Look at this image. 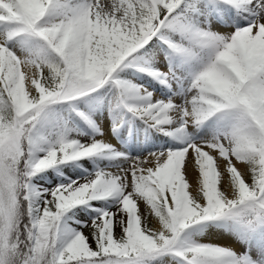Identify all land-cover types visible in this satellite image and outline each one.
Here are the masks:
<instances>
[{
  "label": "snow or ice",
  "instance_id": "1",
  "mask_svg": "<svg viewBox=\"0 0 264 264\" xmlns=\"http://www.w3.org/2000/svg\"><path fill=\"white\" fill-rule=\"evenodd\" d=\"M0 264H264V0H0Z\"/></svg>",
  "mask_w": 264,
  "mask_h": 264
},
{
  "label": "bare ground",
  "instance_id": "2",
  "mask_svg": "<svg viewBox=\"0 0 264 264\" xmlns=\"http://www.w3.org/2000/svg\"><path fill=\"white\" fill-rule=\"evenodd\" d=\"M189 179L191 180L192 177L190 176ZM212 241L215 242V243H219V244H229V245H232L233 247L236 248L237 251L240 250V246L238 244H235L234 241L230 238V237H227V236H215L214 237L212 236Z\"/></svg>",
  "mask_w": 264,
  "mask_h": 264
},
{
  "label": "rangeland",
  "instance_id": "3",
  "mask_svg": "<svg viewBox=\"0 0 264 264\" xmlns=\"http://www.w3.org/2000/svg\"><path fill=\"white\" fill-rule=\"evenodd\" d=\"M213 237H214V235H213ZM209 239H211V240H212V239H213V238H212V236H211V237H209ZM239 248H240V250H239V251H241V250H242V249H241V247H239Z\"/></svg>",
  "mask_w": 264,
  "mask_h": 264
}]
</instances>
